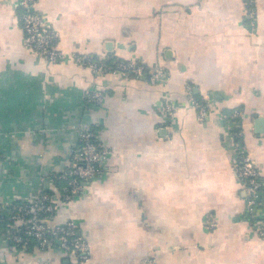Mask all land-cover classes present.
<instances>
[{"label": "crops", "instance_id": "obj_1", "mask_svg": "<svg viewBox=\"0 0 264 264\" xmlns=\"http://www.w3.org/2000/svg\"><path fill=\"white\" fill-rule=\"evenodd\" d=\"M254 7L251 23L245 0H35L65 55L48 62L24 42L17 0H0V209L52 192L50 223L74 219L89 244L76 264H264L232 165L237 141L264 183V0ZM75 53L160 65L168 78L94 73ZM187 83L209 107L203 120ZM89 90L102 102L87 104ZM82 126L114 152L64 201L54 174ZM0 264L74 263L0 237Z\"/></svg>", "mask_w": 264, "mask_h": 264}, {"label": "built area", "instance_id": "obj_2", "mask_svg": "<svg viewBox=\"0 0 264 264\" xmlns=\"http://www.w3.org/2000/svg\"><path fill=\"white\" fill-rule=\"evenodd\" d=\"M35 0H17L21 10L20 25L24 32V42L33 51L41 55L48 62H56L65 55L56 48L55 42L58 31L49 26L42 15L34 10ZM255 0H245L246 13L251 23L255 19ZM73 59L85 64L94 73L116 72L127 76L143 78L145 81L155 84L164 82L168 73L163 66L148 67L137 60H119L110 64L101 63L93 55L73 54ZM191 84H186V91L192 108L196 111L198 120L208 116L209 107L206 102L200 100L191 91ZM103 100V93L98 90L85 92V102L89 105L99 104ZM164 111L169 118L174 116V108L169 100L164 102ZM235 117L241 116L237 110L233 111ZM240 118V117H239ZM241 129L235 132L240 134ZM234 153L232 165L237 178L243 185L246 194L245 215L258 235L264 238V213L263 190L264 183L260 178L258 168L248 152L237 141L233 145ZM112 149L103 146L95 133L89 127H80L76 144L72 147L67 166L54 176L63 181L60 190V198L68 201L74 195L80 193L84 183L101 173V161ZM16 207H6L7 220L3 229H0V237L6 243L16 249H30V241L37 248H58L72 257V263L87 261L90 247L81 234L77 222L72 218L56 224L50 223V216L55 211L54 194L42 189L34 196L21 200ZM0 218V224H1ZM150 260V259H146Z\"/></svg>", "mask_w": 264, "mask_h": 264}, {"label": "trees", "instance_id": "obj_3", "mask_svg": "<svg viewBox=\"0 0 264 264\" xmlns=\"http://www.w3.org/2000/svg\"><path fill=\"white\" fill-rule=\"evenodd\" d=\"M95 58V57H94ZM96 59V58H95ZM121 61L123 59H113V58H108L107 60H104V61H101V63H104V64H110L112 62H115V61ZM202 100V99H201ZM236 131H237V128H236ZM48 191V190H46ZM50 193V191H48ZM52 193V192H51ZM22 201L21 200H15L13 202H11L10 204H8L7 207H16L18 204H20ZM7 212H6V208L5 209H0V218H1V224H0V229H3V226H4V223L5 221L7 220ZM33 243V241H30V245Z\"/></svg>", "mask_w": 264, "mask_h": 264}]
</instances>
